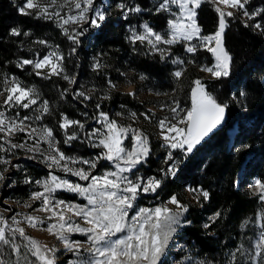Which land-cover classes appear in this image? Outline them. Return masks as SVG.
Returning <instances> with one entry per match:
<instances>
[{
  "label": "trees",
  "instance_id": "obj_1",
  "mask_svg": "<svg viewBox=\"0 0 264 264\" xmlns=\"http://www.w3.org/2000/svg\"><path fill=\"white\" fill-rule=\"evenodd\" d=\"M22 1L0 0V91L5 78L13 77L21 85L35 88L40 100L48 101L49 112L43 114L42 119L53 130L58 147L65 154H88L91 148L84 129L73 126L65 132L60 128L62 114L86 125L87 120L94 119L100 112L109 113L119 110L120 106L139 105L136 99L122 91L118 85L110 86L108 79H125L118 71H131L128 74L129 81L134 84H137L140 72L155 81L153 89L158 91L159 96L151 101L154 105L161 104L164 99L161 95L169 92H172L170 100L187 105L197 79L219 103L227 105L224 125L198 144L192 153L183 154L184 162L177 176L164 178L158 194L164 199L172 193L180 201L186 202L183 196L177 195V192L183 193L184 183L191 188L200 186L207 191L208 199L201 196L198 198L199 204H188L187 219L190 223L183 226L178 235L191 247V251L194 250V255L201 259L200 264H251L240 253H236V261L233 262L232 253L241 246L246 251V246L252 249V239L256 233L255 215L261 201L258 195L235 186V180L238 171L249 165L250 158L247 156L252 154L258 157L253 173L264 182V12L253 19L262 25L260 29L237 12L231 17H225L227 27L223 42L231 56L229 77H204L197 62L193 61L196 56L189 54L185 58L182 76L176 78L172 74L174 66L171 59L175 55L187 54L183 51V44L167 46L170 51L161 59L159 52L151 51L144 43L131 42L124 34L125 25L131 20L121 17V10L115 5V0L111 1L106 10L105 21L94 29L93 34L91 32L85 38L79 37L78 44L68 39L54 18L20 14L18 8L22 6ZM135 3L146 8L142 0H136ZM245 6L252 13L264 9V0H248ZM57 9L50 8L49 11ZM142 15H146L145 19L151 23L165 16L155 11ZM218 21L216 5L206 0L197 9L201 34L207 35L217 30ZM13 28L19 29L21 35H12ZM25 32L29 35H23ZM40 40L47 43L40 44ZM46 45L56 46L63 55L62 74L38 76L31 65L19 66L24 59L42 57L47 53ZM94 58L100 64L99 68L91 63ZM189 58H192L191 62ZM210 61L207 60L208 63ZM64 75L75 77V83H69L63 78ZM78 92L85 95L80 96ZM97 105L100 107L97 108ZM244 120H251V127L244 128L241 140L239 135L236 136L233 147L228 146L226 127L238 123L242 128ZM71 131L77 133L78 139L65 144L64 140ZM149 138L151 153L140 165L147 174L157 173L164 157L159 148L160 141L154 140L152 136ZM245 145L248 147L245 148ZM14 188L20 190L23 186L16 185ZM217 212L219 216H215ZM245 222L247 226L242 227ZM159 264H167V261L162 259Z\"/></svg>",
  "mask_w": 264,
  "mask_h": 264
},
{
  "label": "snow or ice",
  "instance_id": "obj_2",
  "mask_svg": "<svg viewBox=\"0 0 264 264\" xmlns=\"http://www.w3.org/2000/svg\"><path fill=\"white\" fill-rule=\"evenodd\" d=\"M204 2L206 0H161V2L154 5L155 13L167 12L174 17L167 19L168 30L162 34L155 31L145 22L142 25L143 31L136 32L133 29L129 39L133 43L136 41L141 44L147 42L152 49L161 54V59H164L170 48L158 47L159 45L171 46L177 43L190 42L194 37H197L200 41L199 45L189 43L185 51L195 53L198 47L206 48L213 54L215 64L211 67L205 65L202 70L210 73L215 79L227 77L230 74L231 56L224 49L223 34L227 27L225 17L233 16L234 12H225L219 5L223 4L233 9L243 10V14L249 18L259 15L264 12V9L249 13L245 8L248 0H212L217 5L216 11L219 13L218 27L214 33L203 36L201 35V27L197 23V9ZM64 3L71 4L77 11L67 16H62L59 11L50 12V8L64 6L58 5L57 0H49V3L46 4H41L39 0H25L24 6L19 7L18 11L22 15L35 14L37 17L45 19L55 18L73 44L79 43V36H82L87 29L77 32L73 28L72 32L74 34H69V29L65 27L66 25L90 23L92 27H99L106 19V12L101 7H96L94 0H64ZM171 5L178 7L179 14L171 11ZM118 7L126 10L125 18L128 12L139 13L142 11L139 5L128 8L125 4L120 3ZM90 12L94 13L91 17L88 15ZM255 27L260 29L262 25L257 23ZM11 34L19 36L21 32L19 29L13 28L11 29ZM23 35L27 36L29 33L25 32ZM213 41L215 46H211ZM38 43L46 44L47 42L40 40ZM72 51L75 52L76 49L73 48ZM63 59V55L58 51H52L43 56L42 59L35 61L24 59L19 66L34 65L38 76L43 75L40 71L42 69H48L49 76L60 75L64 72L61 63ZM172 62L174 64L184 63L179 58ZM94 66L99 68L100 64L97 62ZM173 75L179 78L182 76V71L177 70ZM63 78L68 80L69 83H75V79L67 75H64ZM141 78L143 79V77ZM5 83H8L7 79H5ZM11 84L12 86L5 90L7 95L4 103L6 105H18L21 108L28 109L37 104L39 93L35 88L22 86L14 77L11 79ZM109 84L111 85V81H109ZM112 86L114 87V85ZM78 95L84 96L85 94L78 92ZM89 98L85 97V99ZM191 101V108L186 110L184 116H180V111L184 110L179 109L178 102H174L176 107L170 109L174 114L172 120L165 117L158 122V127L161 129V137L165 142L164 146L170 149H180L185 155L192 153L195 147L221 124L227 108L226 104L219 103L215 97L205 90L199 79L194 81ZM96 107L99 108L100 105ZM40 111L41 115H37L34 118L25 116L19 121L15 118H6L5 113L0 111V133H6L7 136H11L17 132L26 131L25 121L31 119L41 120L43 114L49 112L48 101L42 102ZM131 115L135 117L136 114L132 113ZM99 117L100 119L97 123H102L103 129H106V131L102 132L100 128H93L86 134L89 139L92 137L98 138V143H93L92 146L102 149L100 154L92 160L66 156L56 147L53 130L46 125L39 132L37 129L31 128L28 133L29 137L31 138L34 134L37 135L39 137L37 142L39 143L40 140L46 141L49 149L54 153L44 157L45 160L50 162L49 167L55 166L63 172L79 177L80 180L90 182L85 186L68 179H62L52 173H49V177L43 181H35L37 185L42 186V191L32 192L30 199L32 201H40L41 206L37 211H42L47 216L42 218L27 215L24 220L31 227H37V225H43L46 221H51L48 222L46 231L60 240L64 249L69 252H78L81 246L79 241L70 239V234H85L88 241L91 242V247L85 249L89 253V258L87 260L77 259L76 261H69V264H158L171 239L172 233L176 231L175 226L181 223L180 217L188 208L186 205L181 204L175 195L171 196L169 200V203L176 205L175 210L165 205H159L155 208H137L136 201L142 193H155L163 183L162 179H157L155 176L145 178L135 175L133 172L143 158L149 155L147 137L139 130L131 129L130 126L118 125L117 121L109 119L107 113L100 112ZM146 118L148 117L146 116ZM180 125H184V127ZM59 126L65 132L73 126H78L80 129L85 127L80 121L71 120L63 114L62 122ZM28 127L30 128V125ZM129 133L132 134L133 140L131 149L123 146L124 138ZM0 139H4V137H0ZM75 139H78V135L73 132L72 135L67 136L64 143L69 144ZM8 143L10 144L9 150L25 147L23 144L17 145L11 143V141H8ZM244 147L247 148L248 146L245 145ZM0 150H3V144H0ZM37 150L35 145L32 149H29V151ZM100 160L112 162L115 170L105 171L101 175H91L90 170L95 169ZM169 161H172V163L168 165L167 171L161 169L166 177L175 176L178 170V162L174 160L171 151L167 153L165 163ZM0 163L8 164L9 161L0 159ZM76 163L88 165L89 171H85L83 168L74 170L69 166ZM126 173L132 174L135 178L133 179L132 176ZM3 179L4 174L0 172V180ZM25 182L31 183V180L28 179ZM255 187L260 193L259 199L264 201V182L257 179ZM58 190L76 193L78 196L84 197L87 202L81 205L57 199L55 193ZM190 190L199 191L204 199L209 197L207 191ZM26 206L31 207L30 204ZM130 213L133 214L130 215ZM219 215V212L215 214V216ZM74 217L82 219L84 224L79 223ZM260 220H264V211L261 212ZM12 223L16 225L15 228H12L8 221L0 215V243L9 245L14 252L19 254L20 245L14 239L16 233H18L20 237L28 241L25 245L27 251L24 255L26 264H35V262L27 260L28 253L36 258L38 264H57V249L42 245L36 239L27 236L25 229L19 227L20 221L15 216L12 217ZM258 225L260 228L259 238L253 245L255 255L249 256L248 259L255 260L256 257H260V264H264V223L258 221ZM246 226L247 222L242 225V227ZM205 227L207 228L208 225L206 224ZM9 233H11V236L8 235ZM244 252L245 250L242 246L237 248L236 252L232 253V261H236V253L243 255ZM0 264H5V262L0 260Z\"/></svg>",
  "mask_w": 264,
  "mask_h": 264
},
{
  "label": "rangeland",
  "instance_id": "obj_3",
  "mask_svg": "<svg viewBox=\"0 0 264 264\" xmlns=\"http://www.w3.org/2000/svg\"><path fill=\"white\" fill-rule=\"evenodd\" d=\"M47 0H39L41 4H46ZM63 0H60L57 2L58 5H64L63 7H58L56 11H59L62 16H67L70 14H74L77 10L74 9L71 4H65ZM112 0H94L95 6L96 7H101L102 10L106 12L108 9L110 3ZM143 3L146 5V8L143 9L138 3H135L136 0H115V5L118 7V4L123 3L125 4L128 8L135 7L139 5V7L142 9L141 12H128L127 17L125 18V9H121V17L123 19H128L130 18V22L125 25V36L128 40L129 37L132 35V30L135 29L136 32H141L143 31L142 25L147 22L155 31L160 32V33H165L168 30L167 26V19L169 18H174L173 16L170 15V13L165 12V16L163 15L162 19H158V22H150L146 20V15H142L146 12H154L155 8L154 5L158 4L161 2V0H142ZM212 1V0H210ZM22 6H24L25 0L22 1ZM215 4V3H214ZM216 5V4H215ZM171 11L173 13L179 14V9L176 5H171ZM217 7V5H216ZM219 7L225 11H233L237 12L240 14V16L245 19L246 21L251 20L253 25H256L257 22L253 21L255 16H252L251 18L245 16L243 14V10L240 9H233L230 6L227 5H219ZM246 8V6H245ZM250 13V12H249ZM94 13L90 12L88 15L91 17ZM55 19V18H54ZM55 23L62 30L64 33L63 28L59 26V23L55 19ZM69 29V34H74L72 32V29L75 28L77 32L81 31L82 29H87V31L84 32L82 38H85L87 34H93L94 29L97 27H92L90 26V23H83L79 25H66ZM216 31V30H215ZM214 31V32H215ZM213 32V33H214ZM127 34V35H126ZM212 34V33H210ZM207 34V35H210ZM202 35V34H201ZM203 35V36H207ZM90 40V38H89ZM131 41V40H130ZM224 41V40H223ZM189 43H195L198 44L200 43L199 39L197 37H194L192 41L190 42H183V51L186 53L185 48L187 44ZM178 44V43H177ZM144 45H146V48L150 49L151 51H155L152 49V47L145 42ZM168 45H159L158 47L162 48H169L167 47ZM211 46H215V42L213 41ZM224 46V42H223ZM47 53H45L43 56L47 55L49 52L52 51H58L56 46H47ZM225 49V46H224ZM226 50V49H225ZM184 54V53H182ZM189 54H194L195 60L198 64L199 70L202 72L204 77H212L210 73L207 71L202 70L203 66H209L211 67L212 65L215 64V58L211 52H209L206 48L204 47H198L197 51L195 53H188L186 55H175L172 59L176 60L177 58L181 59L184 61L183 64H174L172 62V65L174 66V71L180 70L182 71L184 66L186 65L185 58H188ZM42 57L38 58H33L31 60H38L42 59ZM211 59V61L208 63L207 60ZM192 58H189V62H191ZM62 63V62H61ZM92 64H96L97 60L91 59ZM35 72L37 71L34 68V65H31ZM43 74L48 75V69H42L40 70ZM131 71H123L122 72L118 71L119 75L123 76L125 79L121 81H111V87L114 86H119L122 91L128 92L129 94L131 93V97L136 99L138 101L139 105L135 106H120L119 110H115L113 112H109L108 117L110 120H115L117 121L118 125H122L125 127L130 126L131 129L133 130H139V132L143 133L145 137H147V146L149 148V154L151 153L150 147H149V137H153L154 140H159V148L162 150L164 153V157L160 161V166L157 173H151L147 174L145 171L141 168L140 165L146 160L147 157L143 158L142 162L136 166V168L133 170L135 175L143 176L145 178L155 176L157 179H162L166 178L164 176L163 172L161 169H164L167 171L168 165L172 163V161H169L168 163H165L166 155L169 151L173 153L174 160L178 162V170L179 168L183 165L184 158L183 154L184 152L180 149H170L166 146H164L165 142L161 137V129L158 127V122L167 117L169 120H172L173 118V113L171 112L172 107H176V104L174 102L178 101H172L171 99V94L172 92L162 94L161 96L164 97V99L161 100V104L159 105H154L151 101L153 98H156L159 96L157 93L158 91L154 90V82L150 78H148L145 73L140 72L138 79H137V84L132 83L129 81V76ZM172 73V74H173ZM174 76V75H173ZM143 77V79L141 78ZM175 77V76H174ZM229 77V76H228ZM70 78H75L73 76H70ZM177 78V77H176ZM6 79V78H5ZM8 83H5V80L2 83V90L0 91V111H3L5 113L6 118H15L17 121L19 119H22L25 116L28 117H35L37 115H41L40 111V105L42 104V101L39 100L37 101L36 105L31 106L28 109H24L19 107L18 105H13L9 106L4 103L6 99V89L8 87H11V79H7ZM23 86V85H22ZM25 87V86H24ZM194 87V86H193ZM205 87V86H204ZM31 88V87H27ZM169 100V101H168ZM168 101V102H167ZM167 102V104L165 103ZM179 103V102H178ZM191 95L188 100V104H182L179 103V109H183L184 111H180V116H184L186 114V110L191 108ZM136 108V109H134ZM178 109V111H179ZM17 113L19 114L17 116ZM135 113V117H133L131 114ZM119 114V115H118ZM146 116L148 118H146ZM100 119L99 114L92 120H87L88 123L85 125L83 122L82 124L85 125L84 130L86 134L90 132L93 128H100L103 131H106V129H103L102 123H97V121ZM175 122V121H173ZM252 121L249 120H244L241 125L242 128L239 127L238 123H234L231 126L226 127L225 129V134L227 137V144L228 146H232L236 140V136L239 135L240 140L242 133L244 132V128L249 129L252 125ZM30 125V128L28 127ZM49 126L41 120H27L24 122V126L26 128V131L24 132H17L11 136H7L6 133H0V137H4V139H0V144H3V150H0V159H5L8 160V164H2L0 163V172H3L4 174V179L0 180V215H2L9 223V225L12 228H15L16 225L12 223V217L15 216L17 220L20 221L19 227H23L25 229V233L27 236L32 237L33 239H36L39 241L42 245H48L50 248L54 247L57 249L56 251V260L57 264H69V261H76L77 259H82V260H87L89 258V253L85 251V249L91 247V242L88 241L87 236L83 233H71L70 234V239L73 241H79L80 242V249L78 252H69L64 249L63 243L58 240L54 235L50 234L49 232L46 231L47 224L48 222L51 221H46L43 225H37V227H31L29 226L28 222L24 220V217L27 215H34V216H39V217H46L47 214L42 212V211H37V209L40 208L41 202L40 201H32L30 199L31 193L35 191H42V186L37 185L35 181L37 180H45L49 177V173H52L54 175H57L58 177H61L62 179H68L72 182L80 183L82 185H87L90 181H83L80 180L79 177L72 175L71 173H66L61 171L59 168H56L55 166L49 167V161L45 160L44 157L49 155V154H54L52 151L49 149L48 143L46 141L40 140L39 143L37 142L39 137L37 135H32L31 138L29 137V132L31 128L37 129L39 132L40 129L43 128V126ZM181 127H184V125H180ZM78 128V126H77ZM73 133V131H71ZM72 133H68L67 136L72 135ZM54 135V134H53ZM55 141H56V147H58L57 139L54 136ZM88 138V137H87ZM8 141H11V143L20 145L23 144L25 147L23 148H15V149H10V144ZM88 141L90 142V148L91 152L88 154H80L78 152H74L73 154H64L68 157H74V158H82V159H88L92 160L94 159L97 155L100 154L102 151L101 148L93 147V143H98V138L92 137L91 139L88 138ZM36 146L37 151H29V149H32L33 146ZM133 145V140H132V134L129 133V135L124 138V143L123 146L126 147L127 149H131ZM235 145V144H234ZM233 147V146H232ZM59 148V147H58ZM62 152V150H60ZM249 157V165L247 164L245 167L242 168V170L238 171L236 175V180H235V186L247 190L252 195H258V199L260 196L259 191L255 187V181L257 180L256 174L253 173V168L257 162L258 157L257 156H252V154L248 155ZM63 163V162H62ZM70 167H72L74 170L83 168L85 171H89V166L83 163H76V164H70ZM123 166V164H122ZM7 169V171H5ZM108 170H115L114 165L112 162L107 161V160H100L97 164V167L95 169H91L90 173L91 175H101L105 171ZM178 170L176 172V175L178 174ZM134 179L135 177L132 174L126 173ZM175 176H167L169 178H173ZM30 179L31 183H26L25 181ZM163 184V183H162ZM155 193H142L140 197L136 201V206L137 208L139 207H146V208H155L156 206L159 205H165L173 210L176 209V205H173L169 203L170 197L173 196L174 194H169L168 197L161 199L158 192H161L162 185ZM20 185L23 186L20 190H15V186ZM190 189H197V190H202L200 186H196L195 188H191L186 183L183 184L182 187V192L183 193H178V196H183V198L188 200V202H182L180 201L181 204L186 205L188 208V204H199L198 198H200L202 195H200L199 191H191ZM55 196L57 199L65 200L68 202H73L77 204H86V199L84 197L78 196L76 193H71L63 190H58L55 193ZM259 201H261L259 199ZM30 204L31 207H27L26 205ZM264 211V201H261V205L259 206L256 215H255V225H256V233L253 236L252 239V244L254 245L255 241L259 238V225L258 221L260 223H264V220H260V215L261 212ZM133 213H130V215ZM79 223L82 225L84 224V221L80 218H75ZM181 223L176 227V231L172 233L171 239L169 240V243L165 249L164 254L161 256L160 260L158 261V264L162 259H165L167 261V264H200L201 259L196 257L194 255V250L191 251V247L186 245V242L184 239L181 238L179 234V230L183 228L186 224L190 223V220L187 219V211L183 213V215L180 217ZM86 226V225H85ZM11 236V233L8 234ZM120 235V234H117ZM15 242L20 245V253H16L12 250V248L9 245H4L0 243V260H3L5 264H26V261L24 260V255L26 253V248L25 245L28 243L27 240H25L23 237H20L18 233H16L15 237ZM248 250L243 253V255L248 259L249 256H254L255 255V250L252 246V249L249 246H246ZM193 252V253H192ZM27 260L28 261H33L35 264H38V261H36V258L33 257L30 253L27 254ZM251 264H260V257H256L255 260L249 259Z\"/></svg>",
  "mask_w": 264,
  "mask_h": 264
},
{
  "label": "water",
  "instance_id": "obj_4",
  "mask_svg": "<svg viewBox=\"0 0 264 264\" xmlns=\"http://www.w3.org/2000/svg\"><path fill=\"white\" fill-rule=\"evenodd\" d=\"M225 117H226V114H225L224 119H223V121L221 122V124H219V125H218V126H217V127H216V128H215V129H214V130H213L208 136H207V137H205L204 140L207 139L209 136H211L214 132H216L218 129H220V128L222 127V125H223V123H224V121H225ZM204 140H202V141H204ZM202 141H201V142H202ZM201 142H200V143H201Z\"/></svg>",
  "mask_w": 264,
  "mask_h": 264
},
{
  "label": "bare ground",
  "instance_id": "obj_5",
  "mask_svg": "<svg viewBox=\"0 0 264 264\" xmlns=\"http://www.w3.org/2000/svg\"><path fill=\"white\" fill-rule=\"evenodd\" d=\"M117 10H118V9H117ZM119 14H120V13H119ZM126 35H127V34H126ZM225 114H226V113H225ZM226 117H227V115H226ZM226 117H225V121H226ZM225 121H224V123H225ZM224 123H223V125H224ZM223 125H222V126H223Z\"/></svg>",
  "mask_w": 264,
  "mask_h": 264
}]
</instances>
